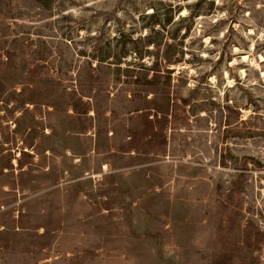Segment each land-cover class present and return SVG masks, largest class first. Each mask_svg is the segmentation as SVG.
I'll use <instances>...</instances> for the list:
<instances>
[{
  "label": "rangeland",
  "instance_id": "rangeland-1",
  "mask_svg": "<svg viewBox=\"0 0 264 264\" xmlns=\"http://www.w3.org/2000/svg\"><path fill=\"white\" fill-rule=\"evenodd\" d=\"M0 264H264V0H0Z\"/></svg>",
  "mask_w": 264,
  "mask_h": 264
},
{
  "label": "trees",
  "instance_id": "trees-1",
  "mask_svg": "<svg viewBox=\"0 0 264 264\" xmlns=\"http://www.w3.org/2000/svg\"><path fill=\"white\" fill-rule=\"evenodd\" d=\"M76 112H78V111H76Z\"/></svg>",
  "mask_w": 264,
  "mask_h": 264
}]
</instances>
